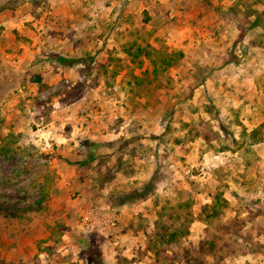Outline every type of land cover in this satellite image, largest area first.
<instances>
[{
  "label": "rangeland",
  "instance_id": "1",
  "mask_svg": "<svg viewBox=\"0 0 264 264\" xmlns=\"http://www.w3.org/2000/svg\"><path fill=\"white\" fill-rule=\"evenodd\" d=\"M98 255L264 264V0H0V264Z\"/></svg>",
  "mask_w": 264,
  "mask_h": 264
},
{
  "label": "trees",
  "instance_id": "2",
  "mask_svg": "<svg viewBox=\"0 0 264 264\" xmlns=\"http://www.w3.org/2000/svg\"><path fill=\"white\" fill-rule=\"evenodd\" d=\"M144 52H145V55L148 57H151V55H153V54L157 56V58L152 60L153 64H154L153 72H155V73L159 70L160 67L166 68L167 66L172 65V63H174L178 59L177 55H180V56L183 55L182 52L167 53V51H165V50H154L153 51V49L150 47L146 48V49L139 47L137 49V55H139L140 53H144ZM50 57H52L53 60H55L56 62H58L61 65H64L66 62H69V61H73V60L75 61V59H69L67 57L62 56L61 54H58V53H51ZM158 58H159V61H158ZM77 62H79V60ZM145 72H148V70H146ZM135 78H136L137 82H141V78H142L141 76H136ZM255 133H256V131H255ZM87 160L88 159L83 160V161H78V163H85ZM147 186L144 187L142 190H134V191L129 192V194L127 195L128 197L126 196L127 200H137V199H140L144 196H147V192H148L146 190L148 188ZM175 235H178V233L173 234V236H175ZM95 260H97L98 264H105V262L101 259L100 255H98L97 259H95Z\"/></svg>",
  "mask_w": 264,
  "mask_h": 264
}]
</instances>
